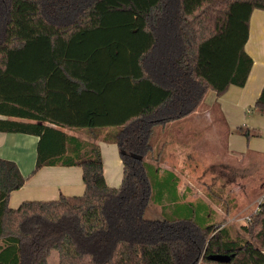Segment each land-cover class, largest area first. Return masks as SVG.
I'll use <instances>...</instances> for the list:
<instances>
[{
  "label": "trees",
  "instance_id": "16d2710c",
  "mask_svg": "<svg viewBox=\"0 0 264 264\" xmlns=\"http://www.w3.org/2000/svg\"><path fill=\"white\" fill-rule=\"evenodd\" d=\"M254 9L264 0H0V131L38 137L31 172L77 165L84 184L12 208L27 176L0 157V264H49L51 251L58 264H264V195L249 237L232 236L203 200L164 196L177 176L146 160L157 128L209 91L244 86ZM253 107L264 113V83ZM66 129L116 144L119 186L105 180L99 145ZM152 193L158 218L145 215Z\"/></svg>",
  "mask_w": 264,
  "mask_h": 264
},
{
  "label": "rangeland",
  "instance_id": "374dc122",
  "mask_svg": "<svg viewBox=\"0 0 264 264\" xmlns=\"http://www.w3.org/2000/svg\"><path fill=\"white\" fill-rule=\"evenodd\" d=\"M231 95L230 90L224 96L231 110L226 116H220L208 94L195 117L157 128L156 149L146 160L168 165L188 199L207 203L210 221L226 227L232 236L249 237L246 227L264 195V113L253 104L234 107ZM107 167L108 180L119 186L121 169L110 162ZM145 215L162 216V205L153 193ZM48 263L58 264L56 251H51Z\"/></svg>",
  "mask_w": 264,
  "mask_h": 264
},
{
  "label": "crops",
  "instance_id": "0c3cea01",
  "mask_svg": "<svg viewBox=\"0 0 264 264\" xmlns=\"http://www.w3.org/2000/svg\"><path fill=\"white\" fill-rule=\"evenodd\" d=\"M245 50L252 58L253 63L244 86L230 85L227 91L218 97L215 96L213 91L207 93V96L208 94L213 96L212 102H216L220 116H226L225 114L231 111L229 106L226 105L227 100L224 99L227 92L231 90L232 95L230 97L234 101V107H245L246 105L254 104L263 86L264 10L254 9L251 13ZM197 112L196 110L188 116L192 115V117H195ZM0 118H2L1 115ZM66 131L69 134L77 135L85 140L94 141L99 145L105 180L108 184L115 185L108 180L106 171L108 169L107 163L110 162L116 168H120L122 172V163L117 155L118 148L116 144L104 142L99 138L93 139V133L88 131V129H80L79 131L66 129ZM37 141L38 137L33 134L0 131V157L13 160L17 164L20 172L24 176H27L24 184L19 189L12 191L9 195L8 204L12 208L17 207L24 200H50L57 198L59 194L79 195L84 190L80 166L45 165L37 171L31 172L36 161ZM158 167H160L159 176H163V179H165L166 176L164 175L166 174L162 173V170H172L166 164L163 166L159 165ZM183 193L184 191L180 190L177 184L175 189L166 188L163 190L164 196L168 194L181 196ZM186 200L194 201L187 197Z\"/></svg>",
  "mask_w": 264,
  "mask_h": 264
},
{
  "label": "water",
  "instance_id": "95a60500",
  "mask_svg": "<svg viewBox=\"0 0 264 264\" xmlns=\"http://www.w3.org/2000/svg\"><path fill=\"white\" fill-rule=\"evenodd\" d=\"M208 258L214 261L224 262V261H228L230 257L227 254L216 253V254H209Z\"/></svg>",
  "mask_w": 264,
  "mask_h": 264
},
{
  "label": "built area",
  "instance_id": "2783aa9c",
  "mask_svg": "<svg viewBox=\"0 0 264 264\" xmlns=\"http://www.w3.org/2000/svg\"><path fill=\"white\" fill-rule=\"evenodd\" d=\"M262 199H263V197H262ZM262 201V200H261ZM261 201H259V204L261 203ZM259 204L257 205V207H256V209H255V211L254 212H257L258 210H259ZM249 219V218H248Z\"/></svg>",
  "mask_w": 264,
  "mask_h": 264
}]
</instances>
